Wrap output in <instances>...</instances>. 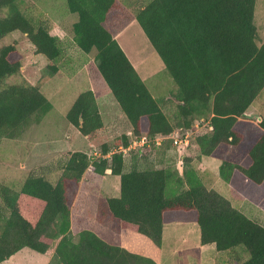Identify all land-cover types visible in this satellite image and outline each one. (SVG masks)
Returning a JSON list of instances; mask_svg holds the SVG:
<instances>
[{
  "label": "trees",
  "instance_id": "16d2710c",
  "mask_svg": "<svg viewBox=\"0 0 264 264\" xmlns=\"http://www.w3.org/2000/svg\"><path fill=\"white\" fill-rule=\"evenodd\" d=\"M19 2L0 0V40L17 31L27 34L37 53L52 62V74L57 73L56 63L63 54L60 39L50 34L39 16L26 15ZM66 2L68 11L78 16L72 26L75 44L86 55L95 52L99 75L137 138L169 137L176 128L189 130L194 121H207L209 130L196 139L200 156L220 159V175L226 182L236 171L249 183L264 184V132L244 152L234 153L243 142L236 125L264 89V43H257L256 0H148L137 6L135 15L118 0ZM134 21L177 87L173 94L179 103L177 124L166 115L162 101L153 96L117 41ZM16 53L14 45L0 50V141L19 138L53 109L38 86L6 84L21 72V63L13 60ZM144 119L148 122L145 134ZM66 120L91 142L105 131L91 90L79 95ZM259 126L264 131V120ZM121 141L129 146V137ZM102 148V157L94 162L86 153H72L62 164L56 183L35 174L26 178L20 190L0 183V264L26 248L47 254L54 237L51 230L57 224L63 235L55 251L60 264H158L104 241L93 230L84 229L78 242L68 236L72 220L69 194L91 166L98 175L109 170L121 178L120 196L105 202L119 229L140 234L161 247L164 215L194 211L201 245H215L218 252L242 247L248 259L236 264H264V225L208 189L192 159L184 160L183 176L174 175L171 169L141 170L136 165L126 171L123 153L104 158L111 150L108 145ZM245 156L252 161L249 167L239 163ZM173 179L176 187L170 189ZM183 186L186 189L180 191Z\"/></svg>",
  "mask_w": 264,
  "mask_h": 264
},
{
  "label": "rangeland",
  "instance_id": "374dc122",
  "mask_svg": "<svg viewBox=\"0 0 264 264\" xmlns=\"http://www.w3.org/2000/svg\"><path fill=\"white\" fill-rule=\"evenodd\" d=\"M19 7L26 15L39 16L46 23L50 34L60 39L63 54L56 63L58 72L52 74L49 69L52 62L37 53L27 34L17 31L0 40V50L7 45L15 46L17 53L13 60L19 61L22 66L20 74L8 78L6 84L26 82L38 86L53 105L52 111L39 125H32L19 138L0 141V183L15 190H20L26 178L34 174L43 175L47 180L56 183L62 174V164L72 153H86L90 158L93 157L91 159L94 162L102 157L103 145H108L111 150L104 158H111L112 154L119 153L118 151L132 149L133 143L138 140L99 75L95 52L86 55L75 44L72 26L77 22L78 16L68 11L66 0H20ZM130 8L133 15L139 10L135 5H130ZM254 21L258 34L257 43L261 46L264 43V0H256ZM117 41L150 92L162 101L166 115L173 124H177L179 103L173 97L177 87L138 22H132L118 36ZM90 90L95 94L105 125V131L94 142L82 136L66 120L67 113L79 95ZM259 118L261 122L264 120V89L236 125V129L243 134V142L240 147L234 149V153L244 152L243 150L249 148L263 134ZM147 130L148 122L144 119L142 133L145 134ZM208 130L209 122L201 124L196 120L189 130L176 128L174 134L169 137L160 136L152 140L147 138V144L137 147L134 155L130 153L126 156V171L136 165L141 170L171 169L174 175L177 172L183 176L184 160L190 158L192 166L208 189L215 190L235 208L264 225V184L257 186L249 183L236 171L232 180L226 182L220 175L222 161L216 157L200 156L196 139ZM124 136L129 137L127 148L121 141ZM175 140H181L182 143L179 141L181 144L177 145ZM239 163L249 167L252 161L245 156ZM110 173L111 171H107L104 176L98 175L91 166L72 189L69 194L72 220L68 236L73 242H78L84 229L93 230L110 244L158 259L156 253L159 256L160 247L140 234L119 229L117 222L111 219L105 202L108 198L118 196V177ZM171 181L169 187L174 189L176 182L174 179ZM170 189L167 188L168 195ZM185 189L183 186L180 191ZM165 222L167 231L170 230L161 247L164 250L163 264L237 263L232 254L227 256L224 252H218L215 246L204 249L200 247V229L194 211L168 212ZM51 232L54 237L52 242L49 241L52 245L47 254L42 255L26 248L2 264H60L55 251L63 235L59 232L58 224ZM145 240L149 244L144 243ZM200 249H203V252ZM159 261L157 260L158 263Z\"/></svg>",
  "mask_w": 264,
  "mask_h": 264
},
{
  "label": "crops",
  "instance_id": "0c3cea01",
  "mask_svg": "<svg viewBox=\"0 0 264 264\" xmlns=\"http://www.w3.org/2000/svg\"><path fill=\"white\" fill-rule=\"evenodd\" d=\"M118 1H120L124 6H125V8L126 9H128L129 11H131V8H130V5H135V6H138V5H142L143 3H145V2H147L148 0H118ZM130 132V131H129ZM128 132V133H129ZM110 171L108 170V173H109ZM111 174V173H110ZM116 177H118V196L117 197H119L120 196V186H121V178L119 177V176H116ZM167 216H168V213H166L165 215H164V219H165V221H166V219H167ZM167 229H168V227H167V223L165 222L164 223V230H163V240H162V245H161V247H163V243L166 241V239H167V232L170 230H168L167 231ZM148 242V241H147ZM208 246H215V245H207V246H202V245H200V247L201 248H206V247H208ZM160 247V251H159V256H158V253H156L157 254V257H158V259H154L153 257H149V258H151V259H153V260H155L156 262H157V260H160L159 262L160 263H158V264H163V261H162V257H163V255H164V250H163V248H161ZM199 247V248H200ZM203 249H200L202 252H203ZM224 253H226L227 254V256H228V254L229 255H233L234 257H235V259H236V262L237 261H239V260H241L242 262L243 261H245L246 259H248V254H247V252L245 251V249H243L242 247H238L237 249H235L234 251H232V252H224ZM203 262H205L204 260H203Z\"/></svg>",
  "mask_w": 264,
  "mask_h": 264
},
{
  "label": "built area",
  "instance_id": "2783aa9c",
  "mask_svg": "<svg viewBox=\"0 0 264 264\" xmlns=\"http://www.w3.org/2000/svg\"><path fill=\"white\" fill-rule=\"evenodd\" d=\"M138 140H136L137 142H134L132 146V149L128 150V151H121V153H123L125 156L129 155L130 153L132 154V151L137 150V147L139 146H144L145 144H147L148 139L147 137H142L141 139L137 138ZM179 141L182 143L181 140H175V144L180 145L181 143H179ZM143 144V145H142ZM120 152V151H118Z\"/></svg>",
  "mask_w": 264,
  "mask_h": 264
},
{
  "label": "water",
  "instance_id": "95a60500",
  "mask_svg": "<svg viewBox=\"0 0 264 264\" xmlns=\"http://www.w3.org/2000/svg\"><path fill=\"white\" fill-rule=\"evenodd\" d=\"M83 121V119L81 118V122ZM259 122H261V118H259Z\"/></svg>",
  "mask_w": 264,
  "mask_h": 264
}]
</instances>
